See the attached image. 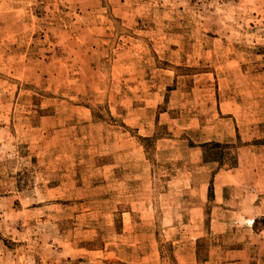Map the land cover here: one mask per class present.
Instances as JSON below:
<instances>
[{"label": "rangeland", "instance_id": "rangeland-1", "mask_svg": "<svg viewBox=\"0 0 264 264\" xmlns=\"http://www.w3.org/2000/svg\"><path fill=\"white\" fill-rule=\"evenodd\" d=\"M262 227L264 0H0V264H264Z\"/></svg>", "mask_w": 264, "mask_h": 264}, {"label": "crops", "instance_id": "crops-1", "mask_svg": "<svg viewBox=\"0 0 264 264\" xmlns=\"http://www.w3.org/2000/svg\"><path fill=\"white\" fill-rule=\"evenodd\" d=\"M258 174V173H257ZM261 186H259V187H257V188H254V196H259V194L260 193H262V191H263V188H262V190H261ZM261 191V192H260ZM262 230H264V227H262ZM258 236H260V235H258Z\"/></svg>", "mask_w": 264, "mask_h": 264}, {"label": "trees", "instance_id": "trees-1", "mask_svg": "<svg viewBox=\"0 0 264 264\" xmlns=\"http://www.w3.org/2000/svg\"><path fill=\"white\" fill-rule=\"evenodd\" d=\"M215 146H217L218 147V144H214ZM207 147H208V145H207ZM210 161H212V159H209ZM214 161H216V160H214ZM213 162V161H212Z\"/></svg>", "mask_w": 264, "mask_h": 264}]
</instances>
